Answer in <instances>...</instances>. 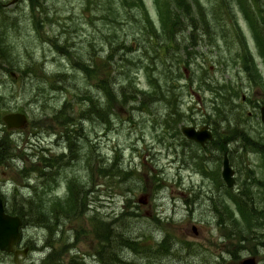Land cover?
Masks as SVG:
<instances>
[{"label": "rangeland", "instance_id": "obj_1", "mask_svg": "<svg viewBox=\"0 0 264 264\" xmlns=\"http://www.w3.org/2000/svg\"><path fill=\"white\" fill-rule=\"evenodd\" d=\"M156 1L0 0V118L28 122L6 135L0 120V195L25 220L18 264H148L160 242L158 264H264V0ZM203 125L231 188L223 152L179 132Z\"/></svg>", "mask_w": 264, "mask_h": 264}, {"label": "water", "instance_id": "obj_2", "mask_svg": "<svg viewBox=\"0 0 264 264\" xmlns=\"http://www.w3.org/2000/svg\"><path fill=\"white\" fill-rule=\"evenodd\" d=\"M15 0H12L14 2ZM12 75V74H11ZM13 76V75H12ZM260 123L264 132V106L259 110ZM7 129H21L26 124V117L23 114L10 113L1 118ZM182 137L191 141L200 147H203L206 141L211 138L207 125H203L198 129L190 126H182L179 130ZM233 171L229 166L227 157L222 156L220 177L227 188H231L234 184L232 178ZM143 203L142 201H140ZM21 219L17 216H11L4 212V206L0 199V252L11 254L13 264H18V257H24L27 248L18 249L20 242ZM238 264H255V260L250 258L242 259Z\"/></svg>", "mask_w": 264, "mask_h": 264}, {"label": "trees", "instance_id": "obj_3", "mask_svg": "<svg viewBox=\"0 0 264 264\" xmlns=\"http://www.w3.org/2000/svg\"><path fill=\"white\" fill-rule=\"evenodd\" d=\"M154 1H155V3L157 2L156 0H154ZM119 2L124 6L134 7V8H138L139 10L140 9L142 10L140 0H119ZM175 3H176V5H178V7H179V5H182V2H175ZM168 6H169V4L167 2H164V7L168 8ZM185 6H186V4H185ZM167 8H165V13H164L165 16L164 15L162 16L163 13H161V12L159 13V21L158 22H160L162 24V21L166 20V22H169V25L167 27H172L174 25L173 21H178L179 16H178V13L170 12L169 9H167ZM179 11L181 12V9ZM142 12H143V10H142ZM253 29L255 32H257L256 27H253ZM168 32H169V30H168ZM184 71H186V70L182 69L183 75H184ZM184 77H186V76H184ZM241 136H242V138H247V137H245L244 134H242ZM243 141L247 142V140H243ZM1 155L2 154L0 152V157H1ZM230 198L236 204V206L238 208V215L240 216L241 220L244 222L245 226L248 229H251V226H253L254 220H255L254 211L252 210V208H250L251 206H248V208H247L246 203L236 199L235 195L230 196ZM0 199L2 200V203L4 206V212L11 215V216L19 217L21 219V222H22L21 226L24 225L25 220H24L23 214L17 212L16 210L8 209L4 205L3 198L0 197ZM232 220H233V218H232ZM123 241L125 244V246H124L125 248H127L131 251H135L134 247L132 246L133 245L132 243H136V242L132 241L131 239H129L127 237H124ZM163 244H164L163 242L154 244V246H153L154 252L151 253V256H149V258L148 257L145 258V259H147L146 261L148 264H158V252L162 251L161 247L163 246ZM136 245H139V244H136ZM167 252L168 251H166V253ZM109 262H110V264H127L126 262H123L122 260H120L119 258L117 259L116 257H110ZM105 264H107V263H105Z\"/></svg>", "mask_w": 264, "mask_h": 264}, {"label": "flooded vegetation", "instance_id": "obj_4", "mask_svg": "<svg viewBox=\"0 0 264 264\" xmlns=\"http://www.w3.org/2000/svg\"><path fill=\"white\" fill-rule=\"evenodd\" d=\"M257 20H258L259 23H263V22H264V9H262V11H261V13H260V17H259V13H258ZM12 75H13V74H12ZM12 75L10 74V76H11L12 78H14V75H13V76H12ZM262 106H264V105H262ZM262 106L259 107V110H260V108H261ZM15 113H17V112H15ZM9 114H10V113H9ZM18 114H23V115H25L24 113H21V112H18ZM4 115H6V114H4ZM4 115H3V116H4ZM3 116H1V118H2ZM25 117H26V115H25ZM1 118H0V120H1ZM26 121H27V118H26ZM1 122H2V120H1ZM259 122H260V117H259ZM2 123H3V122H2ZM35 123H38V122H35ZM35 123H33V125H32L33 130H36V129L39 128V126H38V125H35ZM260 124H261V123H260ZM27 126H28V122H26V124L24 125V127L21 128V129H7V128L5 127V125L3 124L2 132L4 131L6 135H8V134H14V133H19V132H21L22 130L26 129ZM261 128H262V126H261ZM33 130L31 129V131H33ZM45 130H47V129H45ZM208 130H209V132H210L211 138H210L209 141L206 142V144H207V143H211V144H213V145H216V146H217V150H218L219 152H223L222 156L225 155V156L227 157V155H226L227 151H226V149H225V145H224V143H222L221 141H219V142H215V138H214L213 133H212V131L210 130L209 127H208ZM2 132H1V133H2ZM262 132H263V129H262ZM31 134L34 136V132H32ZM263 135H264V132H263ZM256 143H258V142L256 141ZM206 144H205V145H206ZM0 145H1V143H0ZM204 147H205V146H204ZM204 147H203V148H204ZM225 152H226V153H225ZM50 158H51V156H44L43 158L40 157V159H39V161H38V164L41 165V166H40V167H41V170H40L39 173H38L40 176L43 175V171H44V169H47L48 167L51 166V160H50ZM228 163H229V162H228ZM0 197H1V195H0ZM1 198H2V197H1ZM10 255H11V254H10ZM252 258L255 260V264H257V263H256V259H255L254 257H252Z\"/></svg>", "mask_w": 264, "mask_h": 264}]
</instances>
